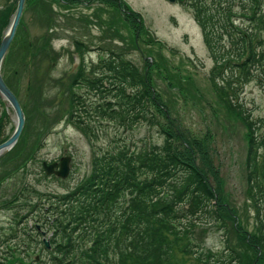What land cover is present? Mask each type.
<instances>
[{"label":"rangeland","instance_id":"374dc122","mask_svg":"<svg viewBox=\"0 0 264 264\" xmlns=\"http://www.w3.org/2000/svg\"><path fill=\"white\" fill-rule=\"evenodd\" d=\"M87 1L66 4L48 0L46 11H28L23 31L17 36L18 44L8 55L6 75L24 106L27 104L30 116L22 151L18 155L16 151L8 153L0 161V264H53L54 249H44L41 242L44 233L50 242L54 237L52 221L56 217L50 209L51 196L73 190L90 175L94 149L105 151L115 135L120 144L163 145L165 137L157 126L144 124L118 131L115 124L105 123L101 138L91 143L82 129L70 121L74 92L89 99L91 107L96 103L85 87L72 85L75 75L86 66V72L94 76L92 70L111 51L123 53L143 71L144 59H153L155 66L149 68L153 87L166 110L163 116L157 113L161 124L167 129L166 116L174 120L171 129L178 132L175 143L179 150L184 151L185 142L198 146L196 164L207 171L214 186L219 179V195L230 205L231 220H225L230 228L228 234L222 221L208 215L200 220L191 218L194 226L182 220L187 225L184 230L191 250L179 264H195L196 244L218 256L226 253L229 246L239 253L242 264H254V251L245 235L258 233L257 217L264 219V201L257 195V203L263 207V213L258 212L254 207L256 195L253 197L249 191L248 124L257 122L259 135L264 134V84L252 81L236 90L235 103L241 106L243 115L228 109L226 97L215 91L210 79L214 61L203 41L202 29L185 3L124 0L142 14L149 31L143 29L136 36L117 4ZM2 4L0 1V8ZM260 8L264 9V0ZM236 24L246 28L250 22L238 18ZM75 41L87 44L84 58L77 54ZM4 111L8 117L0 122L1 137L10 135L15 128L14 112L5 101L0 102V117ZM40 139L43 147L34 150ZM32 153L35 157L23 169L17 168ZM259 153L261 167L264 150ZM62 157L71 158L69 177L62 180L46 175L42 163ZM209 165L216 172L209 170ZM6 201H12L13 207L4 209L1 203ZM30 205L34 207L31 212ZM24 215L28 217L21 224L16 221ZM234 216L242 228L237 227Z\"/></svg>","mask_w":264,"mask_h":264},{"label":"trees","instance_id":"16d2710c","mask_svg":"<svg viewBox=\"0 0 264 264\" xmlns=\"http://www.w3.org/2000/svg\"><path fill=\"white\" fill-rule=\"evenodd\" d=\"M0 1L3 2L0 8L1 45L16 12L17 0ZM53 1H66V4L83 2ZM104 1L118 5L120 15L131 24L136 36L141 35L143 29L148 31L142 14L136 13L126 1ZM177 3L183 2L179 0ZM184 3L201 27L203 41L214 61L210 79L215 91L226 97L230 111L243 115L241 106L235 103L236 90L252 81L264 84V9L260 8L261 0H185ZM47 4L48 0H39V4L38 0L26 1L9 53L18 44L17 36L23 31L26 13L39 8L46 11ZM238 18H246L250 25L244 26L246 28L237 25ZM87 48L83 41H75L76 52L82 58ZM8 55L3 65V76L18 96L11 78L6 75ZM144 62L145 71L126 59L123 53L111 51L109 57L92 70L94 76L86 72V66H82L72 81L73 86L85 87L88 95L96 101L91 107L87 103L89 99L84 100L85 96L75 92L71 95L69 119L82 129L91 143L101 138V127L105 123L115 124L118 131L144 124L157 126L165 141L163 145L146 143L139 147L135 143L120 144L115 135L105 151L94 149L91 173L82 183L67 193L51 196L50 209L56 217L52 221L55 229L51 241L54 244L53 264H179V260L185 259L191 250V241L184 230L187 225L182 220L194 226L191 218L200 220L208 215L223 222L226 234L230 230L225 222L231 220L230 205L219 195V179L214 186L207 171L196 164L200 151L197 145L185 142L184 151L178 149L175 143L179 138L178 132L171 129L174 120L165 114L169 128L165 129L161 124L157 113L163 116L165 105L156 95L149 69L155 63L151 57H146ZM3 101L0 96V102ZM21 103L26 125L18 143L9 152L16 151L17 155L25 143L24 132L30 116L27 104ZM7 117L4 111L0 122L3 123ZM248 129L247 181L252 196L256 195L254 207L263 213L262 205L257 203V195L264 201V161L260 167L259 155L264 150V134L259 135L257 122H249ZM12 133L1 137L0 129V144ZM41 147L42 139L34 150ZM30 157H24L17 168L21 166L23 169L26 162L35 156L32 153ZM208 169L216 172L210 165ZM11 203L6 201L1 205L8 209L13 207ZM32 206H29L30 212L34 208ZM20 217L16 221L22 223L28 215ZM234 219L237 227L242 228L236 216ZM257 220L258 233H247L245 239L254 251L253 263L264 264V219L259 216ZM194 246L195 264H242L239 253L229 246L220 256L205 251L199 244Z\"/></svg>","mask_w":264,"mask_h":264},{"label":"water","instance_id":"95a60500","mask_svg":"<svg viewBox=\"0 0 264 264\" xmlns=\"http://www.w3.org/2000/svg\"><path fill=\"white\" fill-rule=\"evenodd\" d=\"M26 1L27 0H17L16 12L5 35L2 38L0 45V96L6 102V104L10 106L15 115V129L9 139L0 144V158H3L15 147L23 133L26 124V115L23 106L17 95L7 85L3 76L4 61L17 34L18 27L23 17ZM168 1L171 3H175L177 0ZM180 1L184 2L185 0ZM70 162V157H63L60 159L59 163L55 162L52 164H48L47 162H44L43 168L47 175L50 176L55 174L57 177L65 180L70 174ZM47 246L49 247L48 244Z\"/></svg>","mask_w":264,"mask_h":264},{"label":"bare ground","instance_id":"6f19581e","mask_svg":"<svg viewBox=\"0 0 264 264\" xmlns=\"http://www.w3.org/2000/svg\"><path fill=\"white\" fill-rule=\"evenodd\" d=\"M26 6V5H25ZM24 11H25V9H24ZM23 15H24V13H23ZM7 83V82H6ZM8 85V84H7ZM9 86V85H8ZM10 87V86H9ZM11 88V87H10ZM13 91V90H12ZM14 92V91H13ZM15 93V92H14ZM16 94V93H15ZM18 97V96H17ZM63 158V157H62ZM61 159V158H60ZM60 159H59V161H55V162H57V163H59L60 162ZM2 159L0 158V161H1ZM44 162H47V161H44ZM43 162V163H44ZM55 162H47L48 164H52V163H55ZM43 163H42V167H43ZM71 163V162H70ZM43 170H44V168H43ZM45 171V170H44ZM70 171H71V167H70ZM46 173V172H45ZM47 175V174H46ZM53 175H55V174H53ZM70 175V174H69ZM49 176V175H48ZM56 176V175H55ZM69 177V176H68ZM67 177V178H68ZM59 178V177H58ZM21 224V223H20ZM39 229V228H38ZM46 236V235H45ZM45 236H44V238H45ZM49 240V241H48ZM50 240L51 239H46L45 238V241H44V243H42L43 244V246H44V249H46V250H50V248H52L51 247V242H50ZM47 244L49 245V247L47 246ZM1 253V252H0Z\"/></svg>","mask_w":264,"mask_h":264},{"label":"flooded vegetation","instance_id":"af4514ba","mask_svg":"<svg viewBox=\"0 0 264 264\" xmlns=\"http://www.w3.org/2000/svg\"><path fill=\"white\" fill-rule=\"evenodd\" d=\"M43 236H45V233L43 234ZM44 241H45V238H43V239L41 240L42 243H44ZM0 257H1V256H0ZM37 260H38V258H37Z\"/></svg>","mask_w":264,"mask_h":264}]
</instances>
